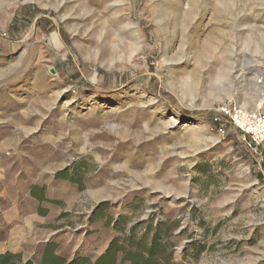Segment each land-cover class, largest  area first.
Here are the masks:
<instances>
[{"label": "rangeland", "instance_id": "rangeland-1", "mask_svg": "<svg viewBox=\"0 0 264 264\" xmlns=\"http://www.w3.org/2000/svg\"><path fill=\"white\" fill-rule=\"evenodd\" d=\"M262 95L264 0H0V258L264 264Z\"/></svg>", "mask_w": 264, "mask_h": 264}, {"label": "built area", "instance_id": "built-area-1", "mask_svg": "<svg viewBox=\"0 0 264 264\" xmlns=\"http://www.w3.org/2000/svg\"><path fill=\"white\" fill-rule=\"evenodd\" d=\"M218 113L243 136L248 146L256 152L264 144V95L255 111H247L236 105H223Z\"/></svg>", "mask_w": 264, "mask_h": 264}, {"label": "trees", "instance_id": "trees-1", "mask_svg": "<svg viewBox=\"0 0 264 264\" xmlns=\"http://www.w3.org/2000/svg\"><path fill=\"white\" fill-rule=\"evenodd\" d=\"M104 259L105 258H101L100 260H98L97 264L102 263ZM5 262H7V258L6 257H1L0 258V264H4ZM55 263L56 262L54 261V259L50 257V254L48 252H46L44 254V257H43V260H42L41 264H55Z\"/></svg>", "mask_w": 264, "mask_h": 264}, {"label": "bare ground", "instance_id": "bare-ground-1", "mask_svg": "<svg viewBox=\"0 0 264 264\" xmlns=\"http://www.w3.org/2000/svg\"><path fill=\"white\" fill-rule=\"evenodd\" d=\"M257 108H258V105L257 106L255 105V108H253V111H255Z\"/></svg>", "mask_w": 264, "mask_h": 264}]
</instances>
